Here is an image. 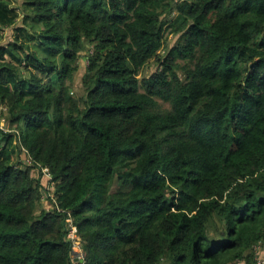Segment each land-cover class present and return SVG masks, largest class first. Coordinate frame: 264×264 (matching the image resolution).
Segmentation results:
<instances>
[{
    "label": "trees",
    "instance_id": "16d2710c",
    "mask_svg": "<svg viewBox=\"0 0 264 264\" xmlns=\"http://www.w3.org/2000/svg\"><path fill=\"white\" fill-rule=\"evenodd\" d=\"M8 28L0 264H81L72 227L82 264L263 259L264 0H0Z\"/></svg>",
    "mask_w": 264,
    "mask_h": 264
},
{
    "label": "rangeland",
    "instance_id": "374dc122",
    "mask_svg": "<svg viewBox=\"0 0 264 264\" xmlns=\"http://www.w3.org/2000/svg\"><path fill=\"white\" fill-rule=\"evenodd\" d=\"M12 4L13 6H17L19 7L20 4H21V0H12ZM20 14H21V11L19 10L18 11ZM22 17V16H21ZM17 36V33H15V31L13 30V28H8V29H5L2 33H1V39H0V43H7L9 40H13V38H15ZM165 42H168V44H173L174 42V38L172 37V35L166 33L165 37ZM165 46V44H164ZM162 52V50H161ZM80 70L78 71V73L75 74V80H79V72L80 73H83V64L80 65ZM152 69H153V66H152V63L149 62L148 64H146L139 72V74L137 75V78L138 80H141L145 77H148L151 72H152ZM73 93H75V96H80L81 94V91L78 90L76 87L73 88ZM160 103V102H159ZM162 104V103H161ZM164 107H166L165 104H162ZM0 128L2 129H6L8 130V126H7V122L4 121V118L2 116H0ZM19 156V155H18ZM21 161L22 160V163H27L28 160L27 158L23 155V156H19L17 157V160H15L16 162L18 161ZM50 198H55V196L53 194L50 195ZM70 222V220H68ZM72 232L68 234L67 238H73L74 241L72 239H69L71 240L72 243V251H74L75 253L76 252H80V239L79 238H76L75 234H74V229L72 228L71 230Z\"/></svg>",
    "mask_w": 264,
    "mask_h": 264
},
{
    "label": "built area",
    "instance_id": "2783aa9c",
    "mask_svg": "<svg viewBox=\"0 0 264 264\" xmlns=\"http://www.w3.org/2000/svg\"><path fill=\"white\" fill-rule=\"evenodd\" d=\"M45 172H47V170H44ZM69 222V221H68ZM73 228V227H72ZM72 228H71V230H72ZM74 229V234H75V236H76V230H75V228H73ZM69 231V233H71L72 231ZM76 238H78L77 236H76ZM69 239H72L73 241H74V239L73 238H69ZM80 241V240H79ZM264 250V247L262 246V244L260 243V244H258V245H256L255 246V248H254V251H255V254H256V256H257V258H259V256H260V254H261V252ZM74 253V252H73ZM76 256H75V260L77 261V260H80V263L82 264L83 263V260H82V256L81 255H79L80 253H78V252H76V253H74ZM262 263V260H259L258 259V262H257V264H261Z\"/></svg>",
    "mask_w": 264,
    "mask_h": 264
},
{
    "label": "water",
    "instance_id": "95a60500",
    "mask_svg": "<svg viewBox=\"0 0 264 264\" xmlns=\"http://www.w3.org/2000/svg\"><path fill=\"white\" fill-rule=\"evenodd\" d=\"M261 264H264V258L262 259V263Z\"/></svg>",
    "mask_w": 264,
    "mask_h": 264
},
{
    "label": "crops",
    "instance_id": "0c3cea01",
    "mask_svg": "<svg viewBox=\"0 0 264 264\" xmlns=\"http://www.w3.org/2000/svg\"><path fill=\"white\" fill-rule=\"evenodd\" d=\"M263 256H264V252H263ZM263 256H262V257H263ZM263 258H264V257H263Z\"/></svg>",
    "mask_w": 264,
    "mask_h": 264
}]
</instances>
